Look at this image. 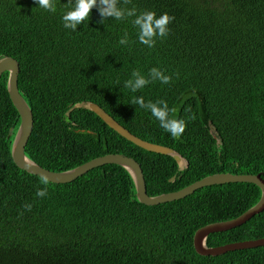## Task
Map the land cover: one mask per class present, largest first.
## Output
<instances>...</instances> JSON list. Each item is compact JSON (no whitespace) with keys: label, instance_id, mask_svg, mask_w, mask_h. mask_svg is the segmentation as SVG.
Instances as JSON below:
<instances>
[{"label":"trees","instance_id":"obj_1","mask_svg":"<svg viewBox=\"0 0 264 264\" xmlns=\"http://www.w3.org/2000/svg\"><path fill=\"white\" fill-rule=\"evenodd\" d=\"M68 0L56 11L36 0H0V57L16 60V86L32 125L23 154L35 164L63 171L105 153L134 159L147 195L179 189L215 172L260 173L264 179V0H131L120 7L167 12L169 34L147 47L132 19L101 17L94 7L76 31L65 28ZM127 33V44L119 40ZM171 82L124 86L151 68ZM0 75V264H264V245L203 256L193 231L233 218L258 198L250 182L194 189L171 201L145 205L130 176L116 164L92 167L64 183L19 169L9 155L18 123ZM164 100L183 119L178 138L160 127L150 110L131 104ZM93 102L131 134L173 149L185 161L144 150L118 135L93 112ZM172 177V180L168 179ZM30 204L27 210L24 205ZM264 237V208L241 224L206 235V246Z\"/></svg>","mask_w":264,"mask_h":264},{"label":"water","instance_id":"obj_2","mask_svg":"<svg viewBox=\"0 0 264 264\" xmlns=\"http://www.w3.org/2000/svg\"><path fill=\"white\" fill-rule=\"evenodd\" d=\"M3 72H6L4 88L7 97L18 116V123L15 131L13 132L9 145V155L12 162L19 169L24 170L27 173L37 175L38 177L42 173L46 174L49 177V182L52 183H64L74 179L76 176L84 173L92 167L107 163L116 164L126 170L132 181L135 199L139 203L145 205H152L164 201L178 199L185 196L186 194L191 193L194 189L206 185L220 184L225 182H250L255 184L259 190L257 200L233 218L206 223L196 228L191 235V245L193 251L196 254L203 256H213L229 250L251 248L264 245V237L228 242L215 246H206L204 243L205 237L208 233L224 231L237 226L248 219L251 215L261 211L264 208V179L262 178L263 174H232L229 172H215L204 175L179 189L162 192L155 195H147L144 187L141 169L138 163L131 157L122 155L120 153H105L99 156H95L72 168L63 171H51L35 164L23 154V146L30 133L32 118L28 105L25 103L17 90L16 77L18 72V64L16 60L9 56H1L0 75ZM73 107H82L90 110L109 128H111L118 135L130 141L134 145L150 152L170 156L175 161L178 169L186 166V161L173 149L160 144L145 141L131 134L127 129L118 124L97 104L85 101L74 103L70 108ZM168 180L171 181L172 177H170Z\"/></svg>","mask_w":264,"mask_h":264},{"label":"clouds","instance_id":"obj_3","mask_svg":"<svg viewBox=\"0 0 264 264\" xmlns=\"http://www.w3.org/2000/svg\"><path fill=\"white\" fill-rule=\"evenodd\" d=\"M39 7L46 9L50 12H55L56 8L53 0H36ZM121 0H68L66 3L67 10L62 15V22L65 28H70L76 31L77 25L82 24L89 19L91 10L95 7L101 17L100 23L108 18H114L116 20L125 19L127 17H134L132 24L138 28V40L140 43L146 45L149 48L155 46L156 38H165L169 34V23L174 19L173 16L167 12L157 14L151 10H144L137 12L135 6L131 8L120 7ZM124 5L131 3V0H122ZM120 44H127V33L119 40ZM130 79L125 81L124 86L129 88L132 92H136L143 88L147 84L159 80L163 84L171 82V77L165 75L158 68H151L149 70V77L145 78L138 70H133ZM131 104L139 105L141 108L150 110L151 114L159 122L161 128L170 133L173 138L180 137L186 128V123L183 119H177L169 115L170 110L166 101L157 100L155 102L144 101L143 97H134L131 100ZM39 181L45 187L37 188L36 195L44 197L47 195V185L49 183V177L46 174L39 176ZM24 207L27 210L31 209L30 204H25Z\"/></svg>","mask_w":264,"mask_h":264}]
</instances>
